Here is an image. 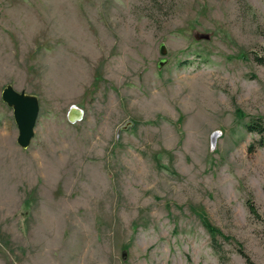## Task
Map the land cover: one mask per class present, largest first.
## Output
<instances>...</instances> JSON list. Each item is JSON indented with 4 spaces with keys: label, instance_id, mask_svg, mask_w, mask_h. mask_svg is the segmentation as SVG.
<instances>
[{
    "label": "rangeland",
    "instance_id": "374dc122",
    "mask_svg": "<svg viewBox=\"0 0 264 264\" xmlns=\"http://www.w3.org/2000/svg\"><path fill=\"white\" fill-rule=\"evenodd\" d=\"M258 120L264 0H0V264H264Z\"/></svg>",
    "mask_w": 264,
    "mask_h": 264
},
{
    "label": "water",
    "instance_id": "95a60500",
    "mask_svg": "<svg viewBox=\"0 0 264 264\" xmlns=\"http://www.w3.org/2000/svg\"><path fill=\"white\" fill-rule=\"evenodd\" d=\"M164 53V51H162ZM162 61L158 63L161 66ZM1 100L12 109L13 119L17 127V145L25 149L30 145L34 137V128L39 114V99L36 95L16 90L11 84H7L1 90ZM78 111L79 115L71 118L72 111ZM82 109L71 106L68 112V119L73 122L81 119Z\"/></svg>",
    "mask_w": 264,
    "mask_h": 264
},
{
    "label": "trees",
    "instance_id": "16d2710c",
    "mask_svg": "<svg viewBox=\"0 0 264 264\" xmlns=\"http://www.w3.org/2000/svg\"><path fill=\"white\" fill-rule=\"evenodd\" d=\"M246 129L247 131L249 132H254L256 134L259 135V140H258V143L260 146H263L264 145V124L262 123L261 120H258V121H252L251 123L247 124L246 125ZM249 210L252 214H257V211L255 209V207L253 205H249ZM213 248L217 251V252H220L217 244L215 243V241L213 240Z\"/></svg>",
    "mask_w": 264,
    "mask_h": 264
},
{
    "label": "bare ground",
    "instance_id": "6f19581e",
    "mask_svg": "<svg viewBox=\"0 0 264 264\" xmlns=\"http://www.w3.org/2000/svg\"><path fill=\"white\" fill-rule=\"evenodd\" d=\"M79 115V112L74 110L71 112V118L75 119ZM74 122V121H73Z\"/></svg>",
    "mask_w": 264,
    "mask_h": 264
}]
</instances>
